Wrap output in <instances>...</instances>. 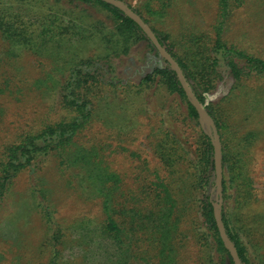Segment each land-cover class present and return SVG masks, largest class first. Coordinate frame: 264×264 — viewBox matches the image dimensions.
I'll list each match as a JSON object with an SVG mask.
<instances>
[{
	"label": "trees",
	"instance_id": "1",
	"mask_svg": "<svg viewBox=\"0 0 264 264\" xmlns=\"http://www.w3.org/2000/svg\"><path fill=\"white\" fill-rule=\"evenodd\" d=\"M241 4L219 1L213 40L191 35L175 51L153 31L218 128L227 234L243 264H264L262 217L258 220L260 216L251 213L257 197L250 153L261 133L233 129L224 110L212 101L220 88L229 86L230 99L243 83L264 79V59L229 45L224 37ZM1 48L10 59L25 53H60L68 68L50 73L45 82H34L53 99L58 112L46 114L0 151V220L13 214V187L27 173L28 208L45 228L33 251L20 248L23 233L15 240L17 246L0 235V264H96L95 238L112 247L111 255L97 264H189L190 241L198 247L196 264H234L214 216L216 172L209 128L176 72L137 23L101 0H0ZM135 53L143 58L131 68L128 61ZM147 54L153 55L151 60L146 61ZM9 75H0V97L8 99L24 92L12 86L16 80ZM18 80H23L21 75ZM139 102L142 106L136 109ZM141 114L149 118L147 138L162 168L139 165L135 183L128 186L108 162L116 151L113 145L89 138L86 131L103 121L117 130L118 137L109 133L110 139L128 142ZM47 163L54 164L66 190L84 201L100 200V215L61 219L54 190L44 176ZM25 214L18 211L13 220L19 225Z\"/></svg>",
	"mask_w": 264,
	"mask_h": 264
},
{
	"label": "rangeland",
	"instance_id": "2",
	"mask_svg": "<svg viewBox=\"0 0 264 264\" xmlns=\"http://www.w3.org/2000/svg\"><path fill=\"white\" fill-rule=\"evenodd\" d=\"M121 1L135 9L152 30L154 29L163 38L169 49L176 51L180 44L191 35L203 36L206 40L207 38L213 40V27L216 23L220 0ZM224 37L229 45L264 59V0H242V4L237 6L231 15ZM143 44L144 47L145 44ZM141 55L135 53V58L131 57L128 61L131 68L140 65L138 57ZM142 56L140 58H143ZM152 57L153 55L147 54L146 61L151 60ZM7 60L12 61L8 62ZM65 68H68V63L60 53L53 57H49L48 52L42 53L41 56L25 53L20 58L10 59L5 49H0V75H7V77H10L9 74L13 75L16 82H13L12 86L24 88V92L9 97V99L8 95L0 97V151L4 145L35 126L34 123L39 122L46 114L55 115L54 112H58L53 99H50L48 93L43 91L44 88L42 90L36 89L34 82L38 79L45 82L50 73L60 74V71ZM20 75L22 81L18 80ZM43 82L40 83L43 84ZM242 85L233 96L228 97L230 99H226L229 95V86H225V89L220 88L212 96V101L218 104L220 110H224V114L230 118L229 121H231L230 124L233 129H239L243 134L248 131L261 133L250 153L252 159L251 177L257 197V202L253 205V212L251 213L259 215L258 220L262 217L260 221L263 222L264 229V79H254ZM141 106L142 103L139 102L136 104V109ZM148 123L147 115L141 114L128 142H125L124 139L122 141L110 139L109 133L117 135V130H110L108 128L110 126H107L103 121H96L86 131L89 138L97 137L106 140L116 149L114 153L108 156V162L117 173L121 174L125 185L130 186L135 183V169L139 165L144 164L146 169L151 168V170H156L158 167L162 168L149 145L147 138L150 132ZM124 148L128 149V152L123 151ZM158 172L165 176L163 169L158 170ZM44 176L49 187L54 190L53 199L56 200L61 219L71 221L84 216L95 217L100 215V200L84 201L76 194L66 190L63 184L59 182L53 163L46 164ZM28 189L29 174L25 173L16 180L13 187L10 200L13 214L9 213L6 219L0 220V235L10 241L9 244L17 246L19 243L15 240L19 233H23L22 242H20L23 244L20 245V248L30 247L33 251L40 244L45 228L37 213L28 208L31 204ZM18 211L26 212L19 225L16 220H13V215ZM261 238H264V234ZM95 239L96 252L93 254V262L97 264L104 262L111 255L112 247L107 242H100L98 238ZM98 244L100 249H97ZM186 256L190 260L189 264H196L198 247L192 241L189 243ZM260 256L262 257L260 261H263L264 246L260 250Z\"/></svg>",
	"mask_w": 264,
	"mask_h": 264
},
{
	"label": "water",
	"instance_id": "3",
	"mask_svg": "<svg viewBox=\"0 0 264 264\" xmlns=\"http://www.w3.org/2000/svg\"><path fill=\"white\" fill-rule=\"evenodd\" d=\"M103 2L108 3L109 5L119 9L122 11L127 17L131 18L137 25L142 29V31L147 35L148 39L157 49L159 54L163 59L167 61V63L171 66V68L176 72L179 82L181 83L186 95L191 100L194 108L196 109L200 120L203 124L207 125L209 128V136L211 137L214 145V163H215V172H216V194L217 198L214 202V216L216 219V223L220 232V236L225 244L226 249L229 251L234 264H243L238 250L233 243V241L229 238L224 222H223V164H222V143L221 137L218 132V128L206 111L204 106L201 104L197 96L192 91L185 75L178 64V62L174 59V57L166 50L164 46L160 43L157 35L152 30V28L145 22V20L137 14L132 8L129 7L126 3L121 0H101Z\"/></svg>",
	"mask_w": 264,
	"mask_h": 264
}]
</instances>
